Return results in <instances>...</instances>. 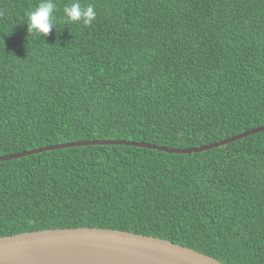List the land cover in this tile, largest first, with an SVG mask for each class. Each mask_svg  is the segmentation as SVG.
<instances>
[{
    "label": "trees",
    "instance_id": "1",
    "mask_svg": "<svg viewBox=\"0 0 264 264\" xmlns=\"http://www.w3.org/2000/svg\"><path fill=\"white\" fill-rule=\"evenodd\" d=\"M0 0V156L56 143L200 147L264 125V0H80L28 34ZM46 43V44H45ZM100 227L264 264V130L195 153L82 144L0 161V236Z\"/></svg>",
    "mask_w": 264,
    "mask_h": 264
},
{
    "label": "water",
    "instance_id": "2",
    "mask_svg": "<svg viewBox=\"0 0 264 264\" xmlns=\"http://www.w3.org/2000/svg\"><path fill=\"white\" fill-rule=\"evenodd\" d=\"M262 130H264V125L200 147L182 149L120 139L56 143L25 152L3 155L0 156V161L82 144H123L157 149L168 153H195L225 145ZM0 264L225 263L210 255L161 237L112 228L66 227L0 236Z\"/></svg>",
    "mask_w": 264,
    "mask_h": 264
},
{
    "label": "clouds",
    "instance_id": "3",
    "mask_svg": "<svg viewBox=\"0 0 264 264\" xmlns=\"http://www.w3.org/2000/svg\"><path fill=\"white\" fill-rule=\"evenodd\" d=\"M57 4L54 0H40L38 5L27 14L26 24L28 34L42 41L53 29L57 30L55 23V11ZM97 18V12L92 4L82 6L80 0H73L62 9V22L65 24L80 23L84 26H91ZM46 44V43H45Z\"/></svg>",
    "mask_w": 264,
    "mask_h": 264
},
{
    "label": "rangeland",
    "instance_id": "4",
    "mask_svg": "<svg viewBox=\"0 0 264 264\" xmlns=\"http://www.w3.org/2000/svg\"><path fill=\"white\" fill-rule=\"evenodd\" d=\"M91 141H95V140H91ZM84 142V141H83ZM53 145V144H52ZM188 148H192V147H188ZM54 150H56V149H54ZM25 151H28V150H25ZM25 151H22V152H25ZM20 153V152H19ZM12 154H14V153H12Z\"/></svg>",
    "mask_w": 264,
    "mask_h": 264
}]
</instances>
